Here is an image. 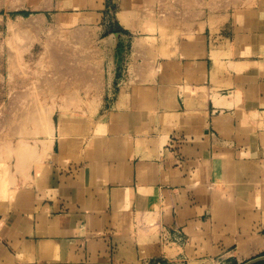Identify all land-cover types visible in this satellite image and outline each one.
Masks as SVG:
<instances>
[{
    "label": "crops",
    "instance_id": "crops-1",
    "mask_svg": "<svg viewBox=\"0 0 264 264\" xmlns=\"http://www.w3.org/2000/svg\"><path fill=\"white\" fill-rule=\"evenodd\" d=\"M188 3L0 0L19 29L98 25L107 65L93 96L79 87L83 114L55 115L40 162L10 161L0 264L263 256L264 0L240 18Z\"/></svg>",
    "mask_w": 264,
    "mask_h": 264
},
{
    "label": "rangeland",
    "instance_id": "rangeland-1",
    "mask_svg": "<svg viewBox=\"0 0 264 264\" xmlns=\"http://www.w3.org/2000/svg\"><path fill=\"white\" fill-rule=\"evenodd\" d=\"M188 1L194 12L197 9L205 14L217 9L220 13L235 11V17L240 18L255 0ZM7 19H10L7 14L0 15V190L9 186L10 161L15 159L18 167L22 166L20 163L40 162L42 156L36 157L34 148L40 144V139L51 134L57 113L83 114L87 106L74 103L79 87L88 82L86 85L91 87L93 96V88L103 80L107 69L105 58L98 53V25L75 29L47 26L40 31L29 24L22 29L17 25L9 26ZM103 47L110 52L111 46ZM109 64L110 68H115L113 62ZM84 75L88 77L86 81ZM109 77L115 81L117 74L109 72ZM23 112V117L19 118ZM93 113L92 117L96 115ZM30 116L35 120L29 119ZM20 144H25L32 153L22 162L15 157ZM43 146L42 154H46L47 145ZM25 171L28 176L34 174L31 167ZM236 263L235 259H226L218 264Z\"/></svg>",
    "mask_w": 264,
    "mask_h": 264
},
{
    "label": "bare ground",
    "instance_id": "bare-ground-1",
    "mask_svg": "<svg viewBox=\"0 0 264 264\" xmlns=\"http://www.w3.org/2000/svg\"><path fill=\"white\" fill-rule=\"evenodd\" d=\"M34 112H37V110H35ZM33 112V113H34ZM23 115H24V112L23 113H20V116H19V118H22L23 117ZM29 119H31V120H35V118H34V116H30V118ZM21 122H23V121H21ZM25 122H31L30 120H26ZM33 123V122H32ZM35 149V148H34ZM35 156L36 157H39L40 156V154H37V152L35 151ZM32 153H31V151H29L28 150V148L26 147V145L25 144H20L17 148H16V150H15V157H16V159L17 160H20V162H22L24 159H26L27 158V156H30ZM38 163V162H37ZM20 164H24V163H20ZM20 164H19V166H20ZM20 168V167H19Z\"/></svg>",
    "mask_w": 264,
    "mask_h": 264
},
{
    "label": "water",
    "instance_id": "water-1",
    "mask_svg": "<svg viewBox=\"0 0 264 264\" xmlns=\"http://www.w3.org/2000/svg\"><path fill=\"white\" fill-rule=\"evenodd\" d=\"M260 262H264V255L263 256H260V257H257V258H253L243 264H257V263H260Z\"/></svg>",
    "mask_w": 264,
    "mask_h": 264
}]
</instances>
